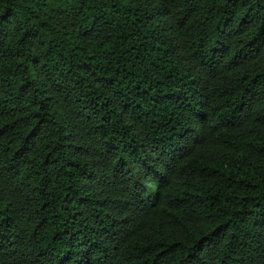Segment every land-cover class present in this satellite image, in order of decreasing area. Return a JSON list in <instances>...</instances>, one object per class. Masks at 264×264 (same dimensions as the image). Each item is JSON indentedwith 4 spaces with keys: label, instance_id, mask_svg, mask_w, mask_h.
I'll return each instance as SVG.
<instances>
[{
    "label": "trees",
    "instance_id": "1",
    "mask_svg": "<svg viewBox=\"0 0 264 264\" xmlns=\"http://www.w3.org/2000/svg\"><path fill=\"white\" fill-rule=\"evenodd\" d=\"M0 264H264V0H0Z\"/></svg>",
    "mask_w": 264,
    "mask_h": 264
}]
</instances>
